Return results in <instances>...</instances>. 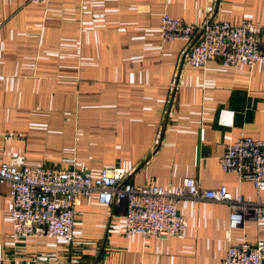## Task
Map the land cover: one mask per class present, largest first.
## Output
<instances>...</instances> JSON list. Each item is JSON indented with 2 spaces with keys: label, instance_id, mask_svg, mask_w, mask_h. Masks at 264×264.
<instances>
[{
  "label": "crops",
  "instance_id": "crops-1",
  "mask_svg": "<svg viewBox=\"0 0 264 264\" xmlns=\"http://www.w3.org/2000/svg\"><path fill=\"white\" fill-rule=\"evenodd\" d=\"M162 13L264 26V0H0V162L123 167L133 185L193 178L264 199L217 161L239 133L264 140V64H181L185 43L158 38ZM9 209L0 181V264H220L229 245L262 238L251 217L229 230L225 203L201 199L177 202L185 232L167 239L124 238L123 203L95 194L74 207L70 243L12 237Z\"/></svg>",
  "mask_w": 264,
  "mask_h": 264
},
{
  "label": "built area",
  "instance_id": "built-area-1",
  "mask_svg": "<svg viewBox=\"0 0 264 264\" xmlns=\"http://www.w3.org/2000/svg\"><path fill=\"white\" fill-rule=\"evenodd\" d=\"M157 35L161 42H184L181 64L190 67H202L208 61L231 68L264 64V26L248 20L228 23L209 18L195 26L162 13ZM217 161L221 171L250 182L256 193L264 191V140L239 133ZM127 174L123 167H102L91 177L74 168H18L0 162V181L6 183L10 198L11 236L70 243L74 207L81 198L95 194L104 206L123 203L124 238H178L185 232V223L177 214V202L201 199L225 203L229 230L251 217L262 236L253 245H229L220 264H264V199L246 201L240 196L232 197L223 185L201 189L193 178H185L181 187L173 190L152 182L133 185L127 181Z\"/></svg>",
  "mask_w": 264,
  "mask_h": 264
}]
</instances>
